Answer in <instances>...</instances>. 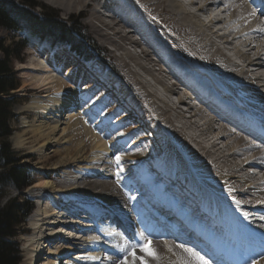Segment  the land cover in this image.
Listing matches in <instances>:
<instances>
[{"label":"bare ground","instance_id":"obj_1","mask_svg":"<svg viewBox=\"0 0 264 264\" xmlns=\"http://www.w3.org/2000/svg\"><path fill=\"white\" fill-rule=\"evenodd\" d=\"M38 1L60 11L62 17H84L98 44L112 47L113 63L127 78L128 85L135 86L144 98L140 107L142 116L147 114L160 123L159 126L163 125L160 129L169 136L165 149H173L175 162L165 155L158 157L153 148L145 157L137 152L138 147H149L151 137L138 125L141 118L138 112L125 105L124 91L121 93L108 82L107 69L86 65L69 74L67 69L71 63L67 60L65 68L60 67L56 57L48 56L47 62L40 60L38 65L31 62L22 71L31 73L29 79L39 90L38 99L52 96L47 101L51 104L41 105L37 99L26 107H19L18 113L31 109L41 113V119L52 114L55 120L51 119L52 126L48 123L28 126L23 121L20 127L29 129L15 138L14 148L22 150L27 145L24 137L29 132L30 144H33L30 147L39 146L41 160L58 159L49 173L40 174L42 178L28 191L39 198L48 192L53 196L40 198L38 208L46 207L31 216L32 235L24 240L23 247L26 264L42 261L44 256L50 258V261L44 260V264H61V258L67 255H72L71 262L64 260L62 264H196L184 251V246L175 248L152 233L146 218L149 214L137 210L135 198L140 196L158 212L161 206H167L176 216L167 222L183 215L182 221L187 224L197 220L204 226L209 220L208 229L223 228L225 224L218 208L230 213L235 208L241 213L249 210L259 215L264 213V150L259 145L249 144L234 126L217 127L223 114L213 113L203 104H194L186 88L190 83L223 101L232 111L246 106L255 119L264 118V25L258 23L244 0ZM56 73L62 76L54 81L52 75ZM71 76L77 78L76 83ZM253 80L258 83L259 93L252 87ZM82 86L86 93L81 95L82 99H77L78 93L71 91L79 92ZM98 95L105 99L97 105ZM79 106L84 107L82 117L88 121L93 111L98 115L95 130L100 124H104V129L109 124L105 119L109 112L112 117L124 115L121 128L114 127L116 135L106 143L110 150L117 151L130 139L133 141L130 147H137V150L128 149L127 158L120 155L124 171L131 167L132 172H115L114 165L97 158L98 154L86 160L93 146H97V153H105L109 147L105 148L106 143L93 135V131L75 130L76 115H69L65 120L66 115ZM64 120L67 124L59 130ZM127 127L133 135L122 137ZM136 135L144 136L136 140ZM61 142L66 147H60ZM49 147L51 155L44 156L43 149ZM125 161H132V165L125 166ZM83 164L89 167H81ZM141 166L147 170H141ZM249 168L258 170L260 175L248 172ZM135 173L139 176L132 178ZM55 179H60L62 186H56ZM87 205L110 209L123 237L82 214L81 210ZM79 219L91 224L83 225L77 221ZM254 225L259 226L258 223ZM57 228L59 232L55 233ZM61 229L64 233L77 232L82 237H61ZM92 230L102 234L105 244L99 243V237L94 240L87 236L82 240L85 232ZM45 232H49L47 238H44ZM241 233L243 240L239 247L249 246L253 249L252 262L264 264L263 234L254 235L244 226ZM65 238L70 240V245L64 244ZM148 246L155 251L156 258L141 251ZM123 256H126L125 261L121 260Z\"/></svg>","mask_w":264,"mask_h":264},{"label":"rangeland","instance_id":"obj_2","mask_svg":"<svg viewBox=\"0 0 264 264\" xmlns=\"http://www.w3.org/2000/svg\"><path fill=\"white\" fill-rule=\"evenodd\" d=\"M12 1L14 3H16L18 6H20V4L23 3L21 0H12ZM29 1H32L36 5V8L33 9V10H31V11H29V12H31L33 15H36L38 17V19L39 18L42 19V18H44V16H52L53 18H56V20L58 22H60L63 26H66V28L68 29V31H70L73 34H75V33L72 31V29H74V28H77V29L78 28H81L80 29L81 36L82 37L85 36L87 39L80 38V35L79 34L77 36L79 37V39H82V41L84 43L87 42L89 45H93V47H95V51L94 52H96V53H92V55L98 56L99 58H102V56H103L104 61H107V60L110 61L111 62L110 64L113 67H108L107 65H105L104 63H102L98 59H95V60H93L91 62H85V61L79 59L78 56H76L75 54H73V52L69 50V47L68 46L56 47L53 50H51L52 53H50V52H48L46 50L47 47L45 45L38 44V43H35V42H33L31 44V46L29 48H27L22 53V55H21L22 62L13 60V65L12 66H13L14 71L16 72V75H17L18 79L20 80V87H19V89L17 91L13 92V94H12V96L15 97L19 101V103L16 104V105H14V107L12 109L13 117H12V119L10 121V128H11L12 133H11L10 137L8 138V142H9V144L11 146V149L18 155L19 158L22 159L21 164L28 169V171L30 172L29 178L32 179V181H33V183L26 190H24L22 192L21 191H17L16 189H14V187L13 188L12 187H9L8 189H6V191L8 193V196L5 199L2 200V204H4L9 199H15L16 198V199L19 200L21 197H24L25 196L33 204V210L31 212V214L29 215V217L27 218V221H26V223H25V225L23 227V232L24 233L20 234L16 239L10 240L13 244H16L17 245V250H18L17 257L19 259V263L18 264H26V254H25V252H23V247H24V240L27 239L28 236H31L32 235V229H31L32 227L30 225L31 216L34 214V212L37 213L38 210H39V213L42 212L43 209H45V207H46V206H43V208L39 209L38 208V204L40 203V201L37 199L39 197H37V195L35 193H28V191L30 190V187L34 183H37L42 178V177L40 178V174L49 173V169L52 168V166L56 163V161L58 159V157H55L54 159L49 158L48 161H45V162L43 160H41V158H40L41 155H40L39 151H37L39 149V146L36 145L34 148L33 147H30L33 144H30V142L32 141V136H31V134L29 132L26 133L25 134L26 136L24 137V139H26L27 145L22 150H20V149L18 150V149H15L14 148V140H15V138L17 136H20L21 134H24L25 133V130L29 129V128H22V127H20V124L23 121H26L27 122L26 125H28V126H31V125H40L41 123H46V124L48 123V124H50V126H52L53 124L51 122L53 120H55L54 119V115H52V114L50 116H45V119H43V118L41 119L40 116H42V114L39 113L36 110H31V109L30 110H24V111H22V112H24L22 114L18 113V112L21 111V110L19 111V107H24V106L26 107L32 101L37 100L38 97H40L39 90L36 89V88H34L31 80L29 79V76L31 75V73H29V72H26L25 73L24 71H22L23 68L29 67V64L31 62L34 65L35 64L38 65L40 63V60H43V61L47 62L48 60L46 59V57H48V56H50L52 58H55L56 57L55 59L58 60L57 62L60 63V67L65 68V66H64L65 63H66L65 61L67 60V62H69L68 64L71 63L70 68L67 69V71H68L69 74H72L75 69H80V68L86 67V65L87 66H94V67H96L99 70H103V69L106 70L107 69L108 72L107 71L106 72L109 75L108 76V82L112 84V87L113 88L115 87V88L121 90V93H123V91H124V96H125L126 101H127V102H125L126 103L125 105H127V107L129 109H131L132 111H134L135 113L138 112L137 115L139 117H141L139 119L138 125L141 126L142 129L145 132H147L148 135L151 137L149 139V141L151 142L149 144V147H147V146L145 147V145L142 146V147H138L139 150L137 152L141 153V155H140L141 157H143V156L145 157V155L146 156L149 155V153H150L149 149L153 148V149H156V153H157L158 157L165 155V156H167L171 160V162H173V161L175 162V159H174L175 158V156H174L175 153H174L173 149L172 150H170L169 148L168 149H165L166 147H168V143H169L168 137L169 136H167V134H165L166 131L164 132V131H162L160 129V127H163V125L161 124L162 126H159L158 124H160V123L157 124V121H154V119L151 116L147 115V114H145L144 116H142V112H141L140 107H141V105L143 103V99L144 98L142 99V96L140 95L139 91L135 88V86L133 87V86L128 85L127 78L122 75V73L118 70V68L113 63V58H112L111 52H110V50L112 49V47H110V45L101 46L100 44H98V42L94 39V36L90 33L89 27L85 24L84 17H81V16H78L77 17V16H74V15L73 16H68V17H62L61 12L58 11V10H56L53 7H50V6H48V5L40 2L38 0H29ZM97 1H100V0H97ZM189 9H191V8H189ZM101 12L104 13L105 12L104 9H102ZM199 17H201V19L204 18L203 15H201V14H199ZM20 37H24V36L21 35V34H17L12 39L11 32L7 31L3 27H0V45L2 47H4V48L12 46V44L15 43V42H17V40H19ZM97 50H98V52H97ZM135 50H138V52H139V49L138 48H136ZM42 53L44 55H42ZM3 58H4V55H3L2 51L0 50V60H2ZM143 60L144 59H142V61ZM143 62L145 63V61H143ZM70 69H72V71H69ZM52 76H54V81H56V80H58V78L60 79V76H62V75H60V73H59V75H57V73H56V75L53 74ZM73 77L71 76L70 78L74 79V81L77 82V80H76L77 78L75 76H73ZM78 84H80V83L78 82ZM83 87L84 86L81 87V89L79 90V92L77 90L76 91L73 90V91H71V93H75V94L78 93L76 95L77 99H82V96L81 95H84V93H86V90L84 91V88ZM90 92H91V94H95V96H96V93L95 92H93V91H90ZM50 98H52V96H50L49 98H46V99H38L39 100L38 103L41 104V105L42 104L49 105L51 103L48 104L47 101ZM104 99H105L104 97H102L101 95H98L97 96V100H96L97 105L100 104L102 101H104ZM128 99H130V101ZM105 105H106V103H105ZM83 108H82V106H79V109L70 111L71 113H69V114L66 115L67 117H65V120H66V118L69 117V115H72V116L76 115L78 121H76L77 124L74 126V129L75 130L83 129V130H88L91 133L93 131L92 134L98 136L97 138L101 139L100 141L102 143L103 142L106 143V141L113 140L112 137H115V135H116V132H114V127L116 129H118V130L121 128V126H122V121L121 120L124 117V115L119 114V115H116L115 117H112L111 114H110V112H109L107 114L108 116L105 118L106 121L109 124L106 125L105 129H104V124L98 125V127H99L98 128L99 131H98V129L97 130L94 129V126H96L94 124H96V118L98 117V115L95 114V113H93L94 112L93 111L92 112V115H91V118L88 121V119L82 117L83 110H84ZM100 108L102 109L103 108V105ZM182 108H183V106H182ZM185 114L188 116L187 112H185ZM51 119H53V120H51ZM65 120L62 122V126L59 127V130H62L63 128H65V126H66L65 124H67V122ZM78 123H80V124H78ZM79 125H81V126H79ZM100 127H101L102 130L100 129ZM125 130H126L124 132L125 134L123 133V136L122 137H129V136H132L133 135L132 132H131V128H128L127 127ZM120 132H122V131H120ZM120 132H118V133H120ZM59 134H60V132L58 133V136H59ZM111 134L112 135L114 134V136H112ZM130 134H132V135H130ZM143 136L144 135H140L138 137L136 135V140L142 139ZM130 141H132V140L130 139ZM130 141L127 142V145L118 147L117 151L110 150V146H107V143H106L105 146H107V147H105V148H108L109 147L107 149V151H105L106 154L104 152L103 153L102 152L101 153H97L98 152V149H97V146L95 145V146H93L95 148H90V151L88 153L89 155L88 154L86 155V160L88 158H89L88 160H91V159L95 158V155L96 154H98V157L97 158L102 159L107 164H109V163H111V165L113 164L114 167L116 168L115 169V172L120 173L121 172L120 169H123V171H124V167L121 166L120 163L117 164L116 159H115L116 156H120L121 155V156H125L127 158V156H128L127 155L128 154V149L132 148L131 150H134V148H135V150H137V147H130L131 146L130 145ZM131 143H133V141ZM142 144H144V142L141 143V144H138V146H140ZM60 147H66V145L62 144V142H61L60 143ZM105 148H103V150ZM51 150L52 149L50 147L49 148H44L43 149V152H44L43 155L44 156L45 155L47 156L49 154V156H50L51 155L50 154V151ZM30 151H32L33 154L32 153L30 154ZM123 159H124V157H123ZM120 161H121V159H120ZM123 162H124V160H123ZM131 162L132 161H129V162H126L125 161V164H126L125 166H128V165L131 166L132 165ZM38 167L39 168H45V169H39ZM81 167H84L85 168V167H89V166L83 164V165H81ZM141 170L144 171V170H147V168H145V166H143V167L141 166ZM125 171L132 172V169H131V167H129ZM247 171L248 172H252L255 175L256 174L257 175H260L259 171L256 170V169H254V168H249ZM59 175L60 176H63L62 173H60ZM135 176L138 177L139 175L135 173L132 178H135ZM58 181H59V183H58ZM53 182H54V184L56 186H62L60 184V182H61L60 179H58V180L55 179V180H53ZM130 183H131V181H130ZM75 184H76V182L74 183V185ZM58 188H60V187H58ZM50 193L49 192L46 193L45 196L47 198H50L49 197L50 195L53 196V194L52 193L50 194ZM42 195H43V193H42ZM44 197H40V198L43 199ZM48 203H50V202H48ZM47 206H48V204H47ZM77 221L80 222V223H82L83 225L84 224H88V225L91 224L89 221H82L81 219H79ZM60 231H62V232H60L61 237L64 236V237L75 238V239H80V237H81V236L79 237V235H78L77 232L75 233V232H71V231H65V233H64V230H62V229ZM58 232H59V230L57 228L55 230V233H58ZM88 232H90V231H86L85 232V236L82 238V240H84L85 237L90 236L88 234ZM90 233H92V232H90ZM48 234H49V232H45V237L44 238H47L48 237ZM93 235H94V232H93ZM42 241H44V239ZM64 241H65L64 244L70 245V243L68 242L70 240H68L67 238H65ZM45 242L47 243V240H45ZM42 250H44V248ZM52 252H55V251L54 250H51V253ZM140 256L144 257L143 255H140ZM44 258L45 259H43L42 261H40V259L37 262L34 261L33 264H44V263H46V261H44V260H49L50 259L47 256H44ZM70 258L72 259V255H67L65 257H62L61 258V264L63 263L64 260H68V261L71 262V259ZM125 258H126V256H123L121 258V260L122 261H125Z\"/></svg>","mask_w":264,"mask_h":264},{"label":"trees","instance_id":"obj_3","mask_svg":"<svg viewBox=\"0 0 264 264\" xmlns=\"http://www.w3.org/2000/svg\"><path fill=\"white\" fill-rule=\"evenodd\" d=\"M18 6L12 0H0V27L11 32L12 39L19 33L21 37L10 47H2L4 58L0 60V264H18L17 245L10 240L16 239L23 232L27 218L33 210L32 202L24 197L2 200L8 196L6 189L14 187L17 191L26 190L32 183L30 172L24 167L22 159L11 149L8 142L12 131L10 121L12 109L19 101L12 96L20 87V80L13 69V60L22 62L21 55L30 42L46 44L50 47L68 45L72 52L84 60H92L95 47L83 42L81 28L68 31L66 26L52 16L38 19L31 10L36 5L29 0H21ZM80 35V38L77 35ZM89 40V39H88ZM98 52V50H97ZM104 61L102 56L101 58Z\"/></svg>","mask_w":264,"mask_h":264},{"label":"snow or ice","instance_id":"obj_4","mask_svg":"<svg viewBox=\"0 0 264 264\" xmlns=\"http://www.w3.org/2000/svg\"><path fill=\"white\" fill-rule=\"evenodd\" d=\"M115 159L117 164H119L121 159L120 156H116ZM120 171L122 172L123 169H120ZM235 203L239 204V201H235ZM247 218V214H245V219ZM141 251H145L153 258H156V253L153 249H151L150 246L141 248ZM184 251L187 252L196 261V264H212V261L210 259H207L204 254H201L198 251H194L192 248L185 247ZM252 264H256V262L253 261Z\"/></svg>","mask_w":264,"mask_h":264}]
</instances>
